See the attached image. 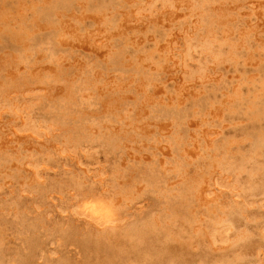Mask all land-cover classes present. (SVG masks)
<instances>
[{"label":"rangeland","instance_id":"obj_1","mask_svg":"<svg viewBox=\"0 0 264 264\" xmlns=\"http://www.w3.org/2000/svg\"><path fill=\"white\" fill-rule=\"evenodd\" d=\"M0 264H264V0H0Z\"/></svg>","mask_w":264,"mask_h":264},{"label":"bare ground","instance_id":"obj_2","mask_svg":"<svg viewBox=\"0 0 264 264\" xmlns=\"http://www.w3.org/2000/svg\"><path fill=\"white\" fill-rule=\"evenodd\" d=\"M113 181H114V180H113ZM120 181H121V180H120ZM129 183H130V182H129ZM120 186H121V185H120ZM106 189H107V188H106ZM106 189H105V190H106ZM119 190H120V189H119Z\"/></svg>","mask_w":264,"mask_h":264}]
</instances>
